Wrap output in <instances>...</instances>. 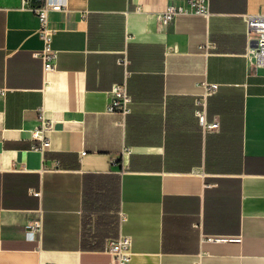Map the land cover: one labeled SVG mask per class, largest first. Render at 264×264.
I'll list each match as a JSON object with an SVG mask.
<instances>
[{"label": "crops", "instance_id": "0c3cea01", "mask_svg": "<svg viewBox=\"0 0 264 264\" xmlns=\"http://www.w3.org/2000/svg\"><path fill=\"white\" fill-rule=\"evenodd\" d=\"M178 2L68 0L45 71L38 16L0 0V264H116L105 244L121 233L131 264H264V68L244 19L264 0L163 25ZM117 83L125 116L108 110ZM204 83L216 132L195 114Z\"/></svg>", "mask_w": 264, "mask_h": 264}, {"label": "built area", "instance_id": "2783aa9c", "mask_svg": "<svg viewBox=\"0 0 264 264\" xmlns=\"http://www.w3.org/2000/svg\"><path fill=\"white\" fill-rule=\"evenodd\" d=\"M24 8L33 11L39 19L37 33L43 41V48L35 54L43 60L45 71L50 70L55 65L56 50L53 48V38L55 31L49 23L51 12L65 10L68 6V0H23ZM141 9V6H138ZM196 13L208 17L211 14L210 0H179L178 3H171L161 13V23L167 25L173 18L179 14ZM246 33L250 42L248 56L251 66L254 69L264 68V11L254 14H245ZM122 61H125L123 58ZM205 91L202 98L196 99L195 114L199 120L202 130L206 133L216 132L220 129V116L214 115L212 119L208 116V96L216 91L218 84L204 83ZM132 96L128 91L126 83L114 84L111 90L108 110L120 112L124 116L131 112ZM34 136L42 138L41 130L36 131ZM47 141H43L46 144ZM55 166H59L56 162ZM39 194V192H35ZM43 228L41 217L32 221L29 225V234L39 233ZM202 241L219 242V241H241V236L211 235L203 234ZM105 250L111 254L116 264H131L133 258V238L131 235L121 233L115 238H110L105 244Z\"/></svg>", "mask_w": 264, "mask_h": 264}]
</instances>
